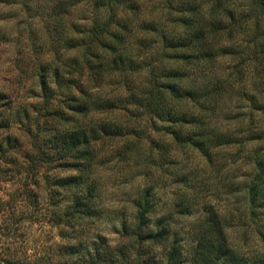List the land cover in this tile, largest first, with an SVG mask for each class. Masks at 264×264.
Returning <instances> with one entry per match:
<instances>
[{
    "label": "trees",
    "instance_id": "obj_1",
    "mask_svg": "<svg viewBox=\"0 0 264 264\" xmlns=\"http://www.w3.org/2000/svg\"><path fill=\"white\" fill-rule=\"evenodd\" d=\"M65 1L69 4L61 2L58 11L76 6L88 10L87 16L64 30L63 47L78 55L62 66L38 69L41 123L30 119L36 113L32 104L21 111L15 109L11 97L0 90V131L5 133L0 139L1 158L17 154L25 159L26 154H18L22 142L10 129L26 121L24 124L35 131L33 140L30 132L25 136L36 151L30 160L71 172L51 186L63 201L58 220L67 227V221L75 217L104 213L96 202L100 186L90 179L95 166L104 165L98 158L101 146L121 141L114 151V157L119 158L131 153L139 142L132 158H139L143 183L129 202V216H117L114 229L122 242L159 243L167 248L162 263L148 256L143 264H181L186 260L189 264H264V252H245L230 243L229 213L211 205H202L199 212L197 208V199L206 189L204 180L198 178L201 169L223 171L225 180L232 173L231 166L240 162L250 166L249 180L238 183L229 179L220 193L238 196L243 219L253 221L260 216L264 220V96L248 101L255 114L250 125L241 121L236 128L223 129L218 109L229 88L208 73L221 57L240 54L222 40L230 38L233 29L241 33L242 24L251 20L254 34L246 42L251 48L241 55H246L249 69L264 85V0H249L247 10L239 12L228 8L230 0H159L150 8L141 3L138 7L133 0ZM138 9V24L128 28L127 13ZM154 10L173 13L169 29L166 17L162 21ZM132 29L139 31L134 48L127 43ZM113 74L122 82L112 94L104 93ZM127 74H139L137 86L129 88L124 80ZM60 89L63 95L57 94ZM128 107L139 109L142 124L137 130L125 122L102 118L128 111ZM89 114L94 117L90 116L88 124L77 122L76 118ZM198 158L200 168H196ZM195 161L196 167L188 168ZM183 218L194 219L188 229L178 225ZM256 233L264 242V229ZM93 242L106 240L98 234ZM176 242L191 244L179 251ZM94 251L98 254L99 248ZM0 264L21 263L4 259Z\"/></svg>",
    "mask_w": 264,
    "mask_h": 264
},
{
    "label": "rangeland",
    "instance_id": "obj_2",
    "mask_svg": "<svg viewBox=\"0 0 264 264\" xmlns=\"http://www.w3.org/2000/svg\"><path fill=\"white\" fill-rule=\"evenodd\" d=\"M133 1L138 7L141 3L149 8L159 2V0ZM200 1L202 2L198 0ZM61 2L67 1L0 0V90L11 97L15 109L21 111L23 106L32 104L36 113L30 116V119L40 123L43 120L37 113L39 103H42L37 85L38 69L47 65L62 66L69 58L78 55L63 47L64 30L69 25L76 24L79 18L88 15V10L80 6L58 11L56 8ZM231 3L233 7L229 5ZM227 4L228 8L239 12L247 10L249 0H230ZM154 11V14L162 16V21L166 17L167 28L171 27L173 13ZM140 17L139 9L134 13H127L126 18L130 23L128 28L136 26ZM132 32L127 43L134 48L138 43L139 31L132 29ZM239 32L240 30L233 29L229 33L230 38L225 36L222 42L233 45L235 51L240 54L221 57L211 65L208 72L213 80L220 79L223 83L229 84L225 85L229 89L222 94L218 109V118L223 129L236 128L241 121L246 126L250 125V121L255 119V114L252 113L248 101L253 96L256 99L264 96V93H260L264 90V85L258 82L254 71L249 69V59H245L246 55H241V52L247 53L251 48L246 42L254 34L253 22L251 20L244 22L242 32ZM204 76H207V70H204ZM124 80L129 88L137 86L139 74L131 76L127 74ZM108 81L109 85L105 92L104 89L102 92L112 94L118 87L117 83L122 82V78L113 74ZM62 92L60 89L57 94L63 95ZM92 92H95V89ZM63 99L61 97V100ZM127 110L103 115L102 118L125 122L131 130L139 129V124H142L139 109L128 107ZM90 116L94 117L89 114L76 119L78 123L88 124L91 121ZM24 122L26 121L14 124L10 133L19 143L22 142V150L18 154H26L25 159L17 154H6L4 158L0 155V262L7 259L17 260L21 264H143L148 261V256H151L155 262L162 263L161 260L167 250L165 246L150 242H122L120 233L114 229L118 224L117 216H129L132 208L129 202L139 192V184L143 183L139 178V158H132V155H137L139 142L131 153L119 158L114 157V151L121 145V141H108L101 146L98 158L104 160L102 161L104 165L101 166L100 163L95 166L90 179L100 186V196L96 202L104 213L93 218L75 217L67 221V227H63L58 220L63 201L54 193L51 186L54 185V180L71 172L56 167L57 165H42L40 162L30 160V156H34L36 151L30 139L26 140L25 136L26 132H30L33 140L35 131ZM4 135L5 133L0 131V139L4 138ZM106 160L109 162H105ZM7 161L9 164L6 165ZM197 161L198 167L195 161L189 164L188 168L194 166L200 168L202 162L199 158ZM237 164L231 166L232 173H228L225 180L222 179L223 171L212 173L209 168L201 169L198 178L204 180L206 189L197 199L198 212L202 205H211L216 210L229 213L230 227L227 231L230 243L245 252H264V242L256 233L257 229H264V220L260 219V216H255L257 220L253 221L243 219L238 196L227 197L220 193L229 179L238 183L249 180L250 166L240 162ZM27 171L32 174L27 175ZM160 195L167 196L164 192H160ZM193 222L194 219L183 218L178 225L188 229ZM98 234L103 236L106 242H93L94 236ZM176 243L181 248L179 251L188 249L191 244ZM97 247L98 254L94 251ZM109 250L113 251L111 255ZM181 264L189 262L186 260Z\"/></svg>",
    "mask_w": 264,
    "mask_h": 264
}]
</instances>
